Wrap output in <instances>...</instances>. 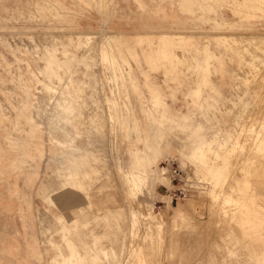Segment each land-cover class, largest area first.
<instances>
[{"label":"rangeland","instance_id":"obj_1","mask_svg":"<svg viewBox=\"0 0 264 264\" xmlns=\"http://www.w3.org/2000/svg\"><path fill=\"white\" fill-rule=\"evenodd\" d=\"M94 3L0 0V264L71 254L53 214L80 248L94 235L112 244L114 264H264V156L251 129L264 133V45L242 56L214 40L264 36V0ZM80 33L96 39L78 50L68 41ZM103 49L109 66L97 63ZM132 65L159 88L136 87ZM165 154L194 189L174 205L161 197ZM129 223L130 239L117 233Z\"/></svg>","mask_w":264,"mask_h":264},{"label":"bare ground","instance_id":"obj_2","mask_svg":"<svg viewBox=\"0 0 264 264\" xmlns=\"http://www.w3.org/2000/svg\"><path fill=\"white\" fill-rule=\"evenodd\" d=\"M88 2H89V4L90 5H93V6H95V3H94V0H87ZM98 10V9H97ZM77 36V40L76 39H74L73 37L72 38H70V40L68 41V43H75L74 45H76V48L78 49V50H80V49H84V48H86L87 46H89V45H92L93 44V42L95 41V39H96V36L94 35V34H89V33H80V34H77L76 35ZM75 37V36H74ZM214 40L216 41V42H218L219 44H221V45H223L224 47H225V49H226V51L227 52H230V53H235V54H237V55H244V53L245 52H247V51H251V49H253V50H255V48H257V47H260V45H261V47H262V45H264V36H252V37H248V36H244V35H239V36H236V35H231V36H227V35H225V36H217V37H215L214 38ZM103 41V40H102ZM95 45V44H94ZM97 45V44H96ZM209 45H210V43L209 42H207V44L205 45L206 47H209ZM95 47V46H94ZM96 48V47H95ZM264 48V47H263ZM115 49V48H114ZM258 49V48H257ZM113 50V49H112ZM259 50L261 51V48H259ZM263 50V49H262ZM261 52H263L264 53V51H261ZM88 54H86V55H84L83 56V58H82V61H83V63H84V65H86V69H87V71L88 72H91L92 70H93V63L91 64L92 66H88V63H89V61H91V56H90V53H91V50L90 51H88L87 52ZM118 53V52H117ZM249 53V52H248ZM251 55H253V54H251ZM256 55V54H255ZM105 56L107 57V53H106V50L105 49H103L102 50V57L99 59V61H97V63L98 64H100V63H103L105 66H109L108 64H106V63H108V62H106L105 60H106V58H105ZM259 56V55H258ZM264 56V55H263ZM80 59V57L79 56H77L76 57V59ZM255 58V57H254ZM262 58V57H261ZM260 58V59H261ZM259 59V60H260ZM250 60V59H249ZM76 61V60H75ZM92 61H93V59H92ZM248 61V60H247ZM255 61H257L256 59H255ZM262 61V60H261ZM110 62V61H109ZM123 63V62H122ZM249 63H251V62H249ZM254 64H256L255 62H253ZM253 63H251V64H253ZM261 64V63H260ZM114 66V65H113ZM255 66V65H254ZM260 66V65H259ZM69 67V66H68ZM110 67H112V66H110ZM262 67V66H261ZM28 68H29V70L31 71V73H32V75H33V77H34V79L37 81V83L38 84H40V85H43V86H45L46 87V89H47V91L49 92V91H51V88L47 85V84H45L44 82H43V80L42 79H40V77L31 69V67H30V65L28 64ZM73 68V67H72ZM255 68V67H254ZM258 69V68H257ZM90 75V73H88V75L87 76H89ZM101 81H99V84H97V85H99V88H100V90H102V83H100ZM97 85H95V87H96V89L98 88L97 87ZM104 99L106 100V102H108L109 103V97H104ZM251 114V113H250ZM256 114V113H255ZM114 114H112L111 115V119L113 120L114 119ZM264 120V119H263ZM236 124V123H235ZM234 124V125H235ZM256 124V123H255ZM239 125V124H238ZM260 126V125H259ZM251 129H252V135L254 136V140L257 142V143H259V147H257L258 149H257V152L258 153H260L262 156H264V133L262 134V133H260L259 131L260 130H258V128H257V126L256 125H252L251 126ZM235 130V129H234ZM254 133V134H253ZM221 139V138H220ZM222 139H224V141L225 142H230V141H232V140H234V139H236V132L234 131L230 136H225V137H223ZM256 147V146H255ZM255 152V151H254ZM257 157V156H256ZM258 160V159H257ZM249 161V160H248ZM247 161V162H248ZM256 162H258V161H256ZM160 171V170H159ZM158 171V172H159ZM158 172H155V175H159L158 174ZM152 174H153V172H152ZM165 174V173H164ZM165 176H166V174H165ZM149 177L147 176V175H144L143 176V179H148ZM168 178V177H167ZM169 179V178H168ZM155 181V180H154ZM170 181V180H169ZM148 182L150 183V180H148ZM156 183V182H155ZM154 183V184H155ZM153 184V185H154ZM167 189H171L172 188V185H171V183H170V185H169V187H167V186H165ZM129 196V195H128ZM161 197H163V198H168L169 199V204L170 205H174V204H171V200H170V198L166 195V196H161ZM165 198V199H166ZM221 203V202H220ZM166 204H167V202H166ZM152 206H153V203L150 201V200H146V208H147V212H148V214L149 215H152L151 214V209H152ZM177 213H183L184 211H183V206H178V207H175V208H173ZM185 209V208H184ZM133 210V209H132ZM135 214V213H134ZM143 214V213H142ZM181 216H183V215H181ZM134 217L136 218V216L134 215ZM180 217V216H179ZM184 218V217H183ZM179 219H181V218H179ZM145 223V222H144ZM149 224V223H148ZM127 252V251H126ZM126 263V262H125Z\"/></svg>","mask_w":264,"mask_h":264},{"label":"crops","instance_id":"obj_3","mask_svg":"<svg viewBox=\"0 0 264 264\" xmlns=\"http://www.w3.org/2000/svg\"><path fill=\"white\" fill-rule=\"evenodd\" d=\"M146 35H151V34H146ZM151 66H150V68H153ZM132 67H133V70H134L135 86L136 87H142V86H144L145 88H150V89H158L159 88L158 86L154 85L151 82L149 74H147L146 71H142L141 70L142 74L145 77L144 84L142 85V83L139 81L138 77L135 74V70H136L135 66L132 65ZM156 94H157V92H156ZM169 107H170V105H169ZM147 113H148V116H150L149 115L150 114V111L149 110H147ZM165 156H167V154L164 155V158L167 160L168 157H165ZM163 162H160V165ZM119 164H120V161H118V160L115 161L116 171H117L118 175L120 176V178L122 179V181H124V174L120 170ZM87 174H88L87 177L90 179L91 178V174L90 173H87ZM62 183H63V181H60L59 184H62ZM82 187H83L82 182L77 181L75 183V187L70 188V189H72V190H83ZM66 189L67 188L63 189L62 191L66 190ZM66 198L70 200V206H73V205H76V203H78L80 197H79V195H77L74 192H72V193L68 194V196ZM89 198H90V201H91V205L93 206V200H92L91 196H89ZM64 201L65 200H63V203H65ZM53 216H54V219H55L54 220L55 225L60 226L59 227L60 228L59 229V233H61L62 240L64 241V244H65L64 246L66 247L67 243H69L70 244V247L72 248L71 254L66 255V256H60V260H59L60 261V264H63V263H66V264L67 263L68 264H89V261H90V264H103L104 262H107V264H114V259H112L110 257V252L112 251L111 250V245L112 244L108 248H106V249L103 248V247H100L98 241H99V239L101 237L94 235V237H93L94 240H93V246L92 247L89 246L87 243H83V244H81V248H80L79 246H77L76 244H74L71 241L70 234H68V233H70V231L68 232V230H67L68 228L66 227L65 222L62 221V218L61 217H58L55 214H53ZM106 219H108V218H106ZM127 226H128L127 228H124V227H122L119 224V226H118L119 229H118V232L117 233H121L122 236H123L125 232H128V234H130L129 235V239H130L131 238V233H132V229H131L132 228V225L129 223V225H127ZM113 235L114 236H112V233L111 232L105 231L102 236L105 239L106 238L107 239L109 238L110 239V242L111 241L113 242L115 240V234H113ZM54 246H55L54 248L60 247V249H61V246H59L56 243L55 240H54ZM123 262H126V260L124 259Z\"/></svg>","mask_w":264,"mask_h":264},{"label":"built area","instance_id":"obj_4","mask_svg":"<svg viewBox=\"0 0 264 264\" xmlns=\"http://www.w3.org/2000/svg\"><path fill=\"white\" fill-rule=\"evenodd\" d=\"M161 168L172 185L171 189L166 188V195L170 198L171 204L190 198L194 189L192 184L187 181V174L180 168L178 162L173 159H167L161 164ZM155 206L159 209L163 207L158 205V203Z\"/></svg>","mask_w":264,"mask_h":264}]
</instances>
